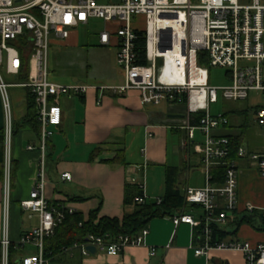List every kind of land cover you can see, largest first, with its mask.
<instances>
[{
	"label": "built area",
	"instance_id": "2783aa9c",
	"mask_svg": "<svg viewBox=\"0 0 264 264\" xmlns=\"http://www.w3.org/2000/svg\"><path fill=\"white\" fill-rule=\"evenodd\" d=\"M89 19H99L105 28L98 33L100 46H114L116 64L121 70V84H91L84 82H56L49 80L47 53L50 36L67 39L70 32ZM20 38L23 41H20ZM27 57V78L17 76ZM145 57L146 63H139ZM197 57L207 61L209 67L228 69L230 84L224 87L209 83L208 66L200 65ZM161 60V63H159ZM1 67L13 76L14 82L5 80ZM10 87L27 88L33 95L39 123L37 148L40 153L35 184L27 198L19 201L28 216L37 215L38 223L21 232L17 241L10 238L9 221L12 192L13 135ZM221 96L228 100H245L250 91L261 94L263 102L253 109L255 121L261 130L263 143L249 149L245 142L237 148L239 159H248L264 182V0H0V97L4 112V139L2 162V226L0 238V264H50L53 254L46 250V240L54 234L65 214L74 209L62 201L47 199L48 140L62 122L61 97H77L93 90L98 92L99 104L107 94H125L135 90L141 105L179 104L186 94L185 113L181 125L194 152L199 155L204 174L202 186L184 188V199L194 207L186 213H174L172 222L197 227L200 243L194 248L197 256L204 255L205 264H212L209 252L213 249L235 250L243 254L245 264H264V238L256 244L243 241H212L211 224L233 221L238 209V160L230 159V139L220 133L230 118L224 113L211 114L208 104ZM175 99L178 102L173 103ZM203 113L196 125L189 119ZM149 130V128L147 127ZM152 136L151 132L147 134ZM225 165L224 181L213 185L210 167ZM61 178L69 180L64 172ZM144 189L143 185H140ZM147 196L135 199L144 203ZM161 202V198L154 200ZM247 212L258 210L264 216V205L256 207L246 203ZM147 230L135 236L119 235L110 241L106 235L88 234L86 242L74 243L83 256L95 251L116 255L127 246L144 243ZM20 253L11 256V247ZM27 247L31 250L27 251ZM155 250L151 249L150 254Z\"/></svg>",
	"mask_w": 264,
	"mask_h": 264
},
{
	"label": "crops",
	"instance_id": "0c3cea01",
	"mask_svg": "<svg viewBox=\"0 0 264 264\" xmlns=\"http://www.w3.org/2000/svg\"><path fill=\"white\" fill-rule=\"evenodd\" d=\"M122 81L98 84L114 85ZM9 95L15 126L11 139L9 233L10 238L17 241L22 231L38 223L37 215L29 217L28 212L20 209L19 201L28 197L35 184L40 153L37 148L27 149L28 145H37L38 133L25 120L26 92L21 87H10ZM98 99V92L93 90L83 97H61L62 122L48 146L46 194L49 201H62L85 219L93 210L98 217L120 219L134 211L136 187L141 189L140 185H143L147 201L163 196L166 166L181 169L177 183L182 188L203 185L200 157L188 142L186 130L175 127L177 124L174 122L182 120L167 117V114L178 110L161 112L141 105L139 93L135 90L122 95L107 94L99 104ZM3 126L0 97V130ZM148 132L152 136L149 137ZM245 133L243 127L244 142ZM120 145L124 147L125 163L109 162L107 159ZM238 167L239 209L246 203L256 207L262 203L263 206V179L248 159H239ZM196 171L202 174L201 184L193 179ZM64 172L71 174L69 180L61 178ZM171 217L164 215L150 219L145 226L144 243L127 246L116 255L95 251L83 256L79 249L68 247L54 255L50 264H205V256L194 253V248L200 243L199 229L184 222L174 225ZM230 223L233 221L228 220L223 225L227 227ZM1 226L0 180V238ZM263 238L264 232L242 224L235 235H229L223 241L247 240L256 244ZM26 249L31 250L30 247ZM151 249L155 250L152 255ZM209 258L212 264H245L243 254L235 250L213 249Z\"/></svg>",
	"mask_w": 264,
	"mask_h": 264
},
{
	"label": "trees",
	"instance_id": "16d2710c",
	"mask_svg": "<svg viewBox=\"0 0 264 264\" xmlns=\"http://www.w3.org/2000/svg\"><path fill=\"white\" fill-rule=\"evenodd\" d=\"M22 42L23 39L20 38ZM23 67L21 72L17 76L18 80L23 81L27 78V57H22ZM197 61L200 65L208 66L207 61H204L202 57H197ZM139 63H146L145 57H138ZM27 97V115L25 120L32 124L34 129L39 130V123L37 121L36 106L33 95L27 88H23ZM122 95V94H121ZM84 95L80 96L83 97ZM178 102L175 99L173 103ZM186 94L181 96V102L178 105H182V109L177 113H185ZM176 113V112H175ZM229 117L228 113H224ZM203 113L199 112L192 115L189 119L191 125H196L199 122V118ZM13 123V133H14ZM241 128L240 131L235 132L234 126L229 122L224 129L232 130V132L224 133L230 139L232 153L230 159L238 160L236 155L237 148L243 143V126L237 125ZM3 128L0 130V180H2V162H3ZM51 139V138H50ZM50 139L48 140V146ZM97 152V151H96ZM95 152V153H96ZM48 157V148H47ZM111 163L124 164V147L120 145L115 149L114 155L107 159ZM180 170L174 166L165 167V184L164 194L161 197V202L158 204L154 200H146L144 203L136 204L132 213L124 215L122 218H110V217H98L96 210L91 211L88 217L85 219L82 214L78 212L67 213L60 225L55 228L54 234L46 240V250L51 251L53 255L58 254L64 248L71 247L74 243L86 242V236L93 234L96 236L106 237L110 241L117 239L119 235L135 236L142 229L145 228L147 222L155 217H161L164 215H173L174 213H186L189 212L193 205H188L184 199V187L178 185V177L180 176ZM211 182L213 185H221L224 181L225 165L218 164L210 167ZM142 194V189L136 187L135 196ZM56 202V201H54ZM199 210L198 207H194ZM233 224L236 225L234 231H228L222 224H211V239L212 241H223L229 235H235L238 228L242 224L249 225L251 228L258 232H264V216L258 210L253 212H247L243 208L236 210V215L233 219ZM18 254L13 246L11 247V256L15 257Z\"/></svg>",
	"mask_w": 264,
	"mask_h": 264
},
{
	"label": "rangeland",
	"instance_id": "374dc122",
	"mask_svg": "<svg viewBox=\"0 0 264 264\" xmlns=\"http://www.w3.org/2000/svg\"><path fill=\"white\" fill-rule=\"evenodd\" d=\"M107 3L109 0H98ZM105 28V24L99 19H89L86 25H81L70 32L67 39H61L55 35L50 36L49 50L47 53L49 80L56 82H84V83H114L123 80L121 70L116 64L115 47L100 46L98 33ZM1 73L6 81L14 82L13 76L6 73L5 68L1 67ZM228 69L220 66L209 68V83L218 88L230 84L227 76ZM10 89V88H9ZM8 89V90H9ZM218 99L216 102L208 104V111L211 114L228 113L230 123L234 126V131L238 132L242 125L245 129V145L249 149H257L263 143V136L258 124L255 121L253 109L256 105L263 102L261 94L257 91H250L245 100H228L221 96L218 89ZM148 108H153L161 112L171 110H181L182 105L167 104L159 105L148 104ZM177 125L182 122H174ZM221 132L226 133V129ZM201 172L196 171L193 179L195 183L201 184ZM262 206L259 205L258 207ZM228 231L236 228L235 224L226 227Z\"/></svg>",
	"mask_w": 264,
	"mask_h": 264
},
{
	"label": "water",
	"instance_id": "95a60500",
	"mask_svg": "<svg viewBox=\"0 0 264 264\" xmlns=\"http://www.w3.org/2000/svg\"><path fill=\"white\" fill-rule=\"evenodd\" d=\"M115 1H117V0H115ZM159 63H161V60H159ZM183 116H184V114H182V113H169V114H167V117H168V118H177V119H181V118H183ZM87 249H88V251H89L90 253H94V252H95V247L92 246V245H88V246H87Z\"/></svg>",
	"mask_w": 264,
	"mask_h": 264
}]
</instances>
